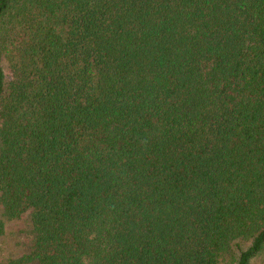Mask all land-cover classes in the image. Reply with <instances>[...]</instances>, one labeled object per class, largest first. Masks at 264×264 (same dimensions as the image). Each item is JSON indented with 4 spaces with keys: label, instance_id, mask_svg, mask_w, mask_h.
Segmentation results:
<instances>
[{
    "label": "trees",
    "instance_id": "trees-1",
    "mask_svg": "<svg viewBox=\"0 0 264 264\" xmlns=\"http://www.w3.org/2000/svg\"><path fill=\"white\" fill-rule=\"evenodd\" d=\"M0 264H264V0H0Z\"/></svg>",
    "mask_w": 264,
    "mask_h": 264
},
{
    "label": "rangeland",
    "instance_id": "rangeland-1",
    "mask_svg": "<svg viewBox=\"0 0 264 264\" xmlns=\"http://www.w3.org/2000/svg\"><path fill=\"white\" fill-rule=\"evenodd\" d=\"M18 240H14V237L10 234H7L5 238L0 241V252L6 257L8 254L12 253L15 248V242ZM263 260V259H262ZM261 258L255 260L253 264H263Z\"/></svg>",
    "mask_w": 264,
    "mask_h": 264
}]
</instances>
